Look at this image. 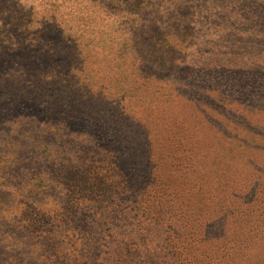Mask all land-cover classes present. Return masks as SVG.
Here are the masks:
<instances>
[{"label": "rangeland", "instance_id": "374dc122", "mask_svg": "<svg viewBox=\"0 0 264 264\" xmlns=\"http://www.w3.org/2000/svg\"><path fill=\"white\" fill-rule=\"evenodd\" d=\"M0 264H264V0H0Z\"/></svg>", "mask_w": 264, "mask_h": 264}]
</instances>
